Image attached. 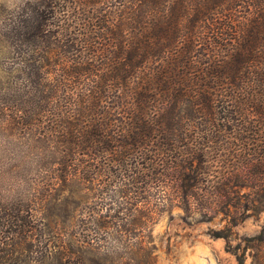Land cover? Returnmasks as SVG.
<instances>
[{"label":"trees","instance_id":"1","mask_svg":"<svg viewBox=\"0 0 264 264\" xmlns=\"http://www.w3.org/2000/svg\"><path fill=\"white\" fill-rule=\"evenodd\" d=\"M0 35L21 65L13 92L26 104L13 105L7 127L47 142L57 189L98 177L178 176L187 186L218 140L264 168V0H23ZM93 225L77 240L93 243ZM0 229L2 243L23 239L34 259L71 245L24 204L0 212ZM245 240L243 255L242 245L227 250L264 264V226ZM126 248L119 264H153L152 247Z\"/></svg>","mask_w":264,"mask_h":264},{"label":"rangeland","instance_id":"2","mask_svg":"<svg viewBox=\"0 0 264 264\" xmlns=\"http://www.w3.org/2000/svg\"><path fill=\"white\" fill-rule=\"evenodd\" d=\"M22 1L0 0V34ZM20 68L11 42L0 35V212L7 215L14 204L31 207L46 234L56 241V231L63 232L71 245L61 252L52 247L34 259L23 239L14 242L16 248L2 243L0 229V264H119L126 247H152L153 264H240L227 250L229 243L232 249L242 245L243 255L245 238L264 226V178L259 173L264 168L252 166L247 152L218 140L216 150L207 152L198 167L200 178L190 177L187 186L178 176L168 182H158L163 177L157 176L142 185L98 177L57 189L56 163L43 166L52 160L42 157L47 142L38 133L7 127L13 105L22 111L26 107L23 96L13 92L22 89ZM44 123L41 120V126ZM101 215H108L109 221L102 229L97 223ZM90 222L93 243L78 241L90 231ZM250 253L245 264H251Z\"/></svg>","mask_w":264,"mask_h":264}]
</instances>
